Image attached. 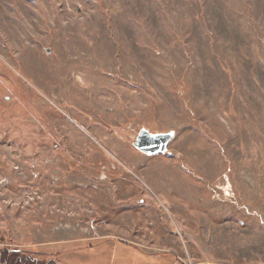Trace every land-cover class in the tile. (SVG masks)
Wrapping results in <instances>:
<instances>
[{"label": "rangeland", "instance_id": "374dc122", "mask_svg": "<svg viewBox=\"0 0 264 264\" xmlns=\"http://www.w3.org/2000/svg\"><path fill=\"white\" fill-rule=\"evenodd\" d=\"M0 257L264 264V0H0Z\"/></svg>", "mask_w": 264, "mask_h": 264}, {"label": "water", "instance_id": "95a60500", "mask_svg": "<svg viewBox=\"0 0 264 264\" xmlns=\"http://www.w3.org/2000/svg\"><path fill=\"white\" fill-rule=\"evenodd\" d=\"M171 138L170 134L166 135H150L143 130L136 138L134 146L145 154H163L167 150L168 142Z\"/></svg>", "mask_w": 264, "mask_h": 264}, {"label": "trees", "instance_id": "16d2710c", "mask_svg": "<svg viewBox=\"0 0 264 264\" xmlns=\"http://www.w3.org/2000/svg\"><path fill=\"white\" fill-rule=\"evenodd\" d=\"M2 256H3V255H2ZM28 258H29V257H28ZM18 259H19V258H18ZM18 259H17V260H18ZM29 259H30V258H29ZM0 260H1L0 262H1V263H4V264H16V263L19 264L18 261H20V260H18V261H17V260H14V262H10L11 260H9V259H7V258L4 259V258H2V257H0ZM31 261H33V260H31ZM25 262H26L25 264H27L29 261L25 260ZM20 263H21V261H20ZM33 263L36 264L34 261H33ZM21 264H22V263H21ZM37 264H38V263H37ZM47 264H56V262H54V261H49Z\"/></svg>", "mask_w": 264, "mask_h": 264}, {"label": "crops", "instance_id": "0c3cea01", "mask_svg": "<svg viewBox=\"0 0 264 264\" xmlns=\"http://www.w3.org/2000/svg\"><path fill=\"white\" fill-rule=\"evenodd\" d=\"M84 264V263H83Z\"/></svg>", "mask_w": 264, "mask_h": 264}]
</instances>
